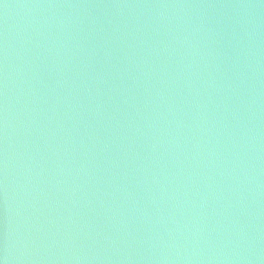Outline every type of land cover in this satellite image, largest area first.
Returning <instances> with one entry per match:
<instances>
[{
	"label": "water",
	"instance_id": "water-1",
	"mask_svg": "<svg viewBox=\"0 0 264 264\" xmlns=\"http://www.w3.org/2000/svg\"><path fill=\"white\" fill-rule=\"evenodd\" d=\"M0 261L260 264L186 0H0Z\"/></svg>",
	"mask_w": 264,
	"mask_h": 264
},
{
	"label": "snow or ice",
	"instance_id": "snow-or-ice-1",
	"mask_svg": "<svg viewBox=\"0 0 264 264\" xmlns=\"http://www.w3.org/2000/svg\"><path fill=\"white\" fill-rule=\"evenodd\" d=\"M0 264H3V262H2V261H0Z\"/></svg>",
	"mask_w": 264,
	"mask_h": 264
}]
</instances>
